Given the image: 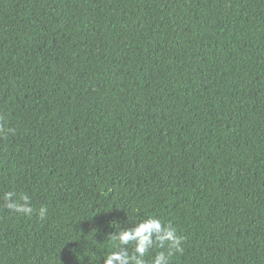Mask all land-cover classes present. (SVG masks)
Returning <instances> with one entry per match:
<instances>
[{"label": "trees", "instance_id": "obj_1", "mask_svg": "<svg viewBox=\"0 0 264 264\" xmlns=\"http://www.w3.org/2000/svg\"><path fill=\"white\" fill-rule=\"evenodd\" d=\"M150 215L171 264H264V0H0V264H103Z\"/></svg>", "mask_w": 264, "mask_h": 264}, {"label": "clouds", "instance_id": "obj_2", "mask_svg": "<svg viewBox=\"0 0 264 264\" xmlns=\"http://www.w3.org/2000/svg\"><path fill=\"white\" fill-rule=\"evenodd\" d=\"M7 131L14 133L11 128ZM2 199L3 207L11 213L33 214L31 197L27 193L6 191ZM47 214V206H41L38 217L44 219ZM108 239L114 242V250L102 258L103 264H171V257L183 253L185 243V237L178 234L171 221L165 223L154 215L136 217L131 222L127 217L125 222L115 224V232L109 234ZM157 248L160 250L152 254Z\"/></svg>", "mask_w": 264, "mask_h": 264}]
</instances>
